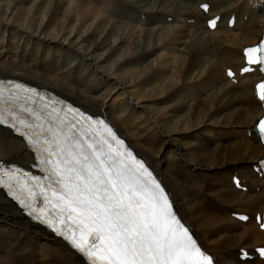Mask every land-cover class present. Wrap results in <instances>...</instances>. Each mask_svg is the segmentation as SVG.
Listing matches in <instances>:
<instances>
[{
	"label": "bare ground",
	"instance_id": "bare-ground-1",
	"mask_svg": "<svg viewBox=\"0 0 264 264\" xmlns=\"http://www.w3.org/2000/svg\"><path fill=\"white\" fill-rule=\"evenodd\" d=\"M203 1L0 0V30L12 36L6 47L5 36L0 39V77L51 90L107 117L153 168L177 217L215 264H264L233 258L264 245V233L231 215L254 217L264 209V186L250 177L264 155L257 138L248 137L262 114L254 97L257 74L238 85L225 75L226 67L244 64L243 49L257 42L264 0H208L213 6L205 19L223 17L214 32L189 22ZM232 15L237 24L229 29ZM154 101L170 105L160 114L148 106ZM0 161L30 168L34 158L0 127ZM235 172L248 179L247 192L233 187ZM0 211V264H85L2 191Z\"/></svg>",
	"mask_w": 264,
	"mask_h": 264
},
{
	"label": "snow or ice",
	"instance_id": "snow-or-ice-1",
	"mask_svg": "<svg viewBox=\"0 0 264 264\" xmlns=\"http://www.w3.org/2000/svg\"><path fill=\"white\" fill-rule=\"evenodd\" d=\"M209 26L215 27V21ZM249 53H264V42L245 50L248 63L264 65ZM257 88L264 102V82ZM17 89L8 95L0 89V126L9 123L26 142L42 148L49 166L47 185L31 181L41 191L29 187L27 180L22 187L30 198L51 203L75 224L80 231L78 241L73 237L76 247L106 264H213V256L201 250L173 211L164 189L147 178L151 172L142 162L128 163L131 153L120 150L124 141L111 127L103 120L88 122L90 117L85 123L75 116L68 120L67 113L62 116L63 110L43 103L34 90ZM29 91L34 95H21ZM259 125L264 127V120ZM18 171L0 169V187L19 183ZM259 251L264 254V249Z\"/></svg>",
	"mask_w": 264,
	"mask_h": 264
},
{
	"label": "rangeland",
	"instance_id": "rangeland-1",
	"mask_svg": "<svg viewBox=\"0 0 264 264\" xmlns=\"http://www.w3.org/2000/svg\"><path fill=\"white\" fill-rule=\"evenodd\" d=\"M102 6H104L105 7V5H104V2H102ZM4 36H5V38H6V43H5V47L6 46H8V44H9V42L12 40V36H11V34H9V33H7V32H5L4 31V29H1L0 30V39L1 38H4ZM23 43V41L21 42V44ZM20 46H22V45H20ZM30 47H32V45H30ZM20 48H22V47H20ZM19 48L17 47L16 49H15V51L11 54V55H14V53H17V50H18ZM37 49V47H34L33 48V50L32 51H34V50H36ZM217 51H219V50H217ZM46 53H47V50H45L44 52H43V55H42V63L43 64H46L47 63V58H46ZM18 54V53H17ZM63 55V57H66V54H65V52L62 54ZM216 55H218L217 54V52H216ZM57 56V55H56ZM40 60V56H38V60L37 61H39ZM59 60V59H58ZM27 61V63H29V60L27 59L26 60ZM62 61V62H61ZM55 63V65H56V62H54ZM63 63V60H59L58 61V64H62ZM66 68H68V67H66ZM66 68H64L65 70H66ZM65 70H62V71H60V74H61V76L62 77H66L67 75H68V72H67V74L66 75H63V71H65ZM121 73H123V71L121 72ZM172 73V72H171ZM30 84V83H29ZM147 96H151V97H154V95H149V94H147ZM116 97V96H115ZM117 98H119V100L117 99ZM116 98V101L117 102H119V101H122L124 98L123 97H117ZM155 98V97H154ZM177 98V97H176ZM69 99H71V98H69ZM73 99V98H72ZM178 99V98H177ZM75 101V100H74ZM177 102H178V100H177ZM76 104H78V103H76ZM242 104H244V102L242 101ZM78 105H80V104H78ZM170 105V103H166V102H164V101H154V102H152V103H150L148 106L149 107H156L157 109H161V111H160V114H163L165 111H166V109H167V107ZM81 106H83V105H81ZM84 107V106H83ZM107 118V117H106ZM108 119V118H107ZM205 141V140H204ZM2 159H5V158H2ZM241 164H245V163H241ZM226 204H228V203H226ZM201 206H202V203L200 204V207L199 208H201ZM186 210V209H185ZM199 212H201V211H199ZM202 214H204L203 212H201ZM205 215V214H204ZM2 216H4V214L0 211V217H2ZM212 217H214V218H216V219H218L219 217H216V216H212ZM10 253V252H9Z\"/></svg>",
	"mask_w": 264,
	"mask_h": 264
}]
</instances>
